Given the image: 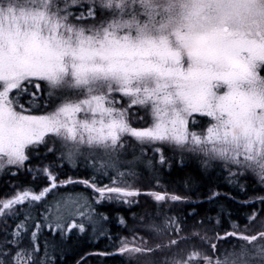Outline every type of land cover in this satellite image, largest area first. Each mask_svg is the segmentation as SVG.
Returning a JSON list of instances; mask_svg holds the SVG:
<instances>
[{
  "label": "snow or ice",
  "instance_id": "6c2138e0",
  "mask_svg": "<svg viewBox=\"0 0 264 264\" xmlns=\"http://www.w3.org/2000/svg\"><path fill=\"white\" fill-rule=\"evenodd\" d=\"M186 155L264 191V0H0V172L31 177L0 197V264H61L89 231L128 264H264V228L221 234L167 191L110 234L101 209Z\"/></svg>",
  "mask_w": 264,
  "mask_h": 264
},
{
  "label": "trees",
  "instance_id": "16d2710c",
  "mask_svg": "<svg viewBox=\"0 0 264 264\" xmlns=\"http://www.w3.org/2000/svg\"><path fill=\"white\" fill-rule=\"evenodd\" d=\"M33 114H42L34 112ZM75 170L66 171L68 175H73ZM235 171V169H233ZM84 168L79 167L76 172V177L83 176ZM157 180L159 185H157ZM145 181V182H142ZM141 186L147 188L146 191H141L139 197L134 198L138 201V205H134L132 210H128L127 205H111L103 208L106 214H110L112 221L107 224L112 236L119 235V225L117 222L118 216H125L128 219V225L133 227L132 217L134 213L151 212L153 208V200L147 193L152 191H167L169 194L185 195L188 200L182 203L169 202L165 205L166 208H172L174 213L184 215L185 213H198L197 219L211 218L215 223L220 220L218 228L222 227L223 231H233V225L237 226V230H248L249 233L256 232L264 228V215L258 216L255 221L249 220L248 217L253 213H259L264 205H261L256 197L264 196V191H261V185L255 177L247 175L239 181L243 188L235 183H231L228 179L227 172L217 166V163L205 170L199 160L185 156L183 161L179 156L176 157L175 163L168 167H164L163 171L156 173H142ZM25 183L24 176L20 173L17 176H12L7 171L0 173V197L4 193L11 192L12 186ZM81 191V188H77ZM214 193L218 195L213 196ZM210 197H212L210 199ZM253 201H255L254 207ZM108 212V213H107ZM87 232L80 235L78 238H71L65 245V254L61 264H76L77 260H81L85 255L96 252L111 251V241L103 236L98 238V242L93 244L92 236ZM76 236V235H75ZM80 240V241H79ZM232 245H223L221 256L231 251ZM115 255L106 257L93 255L85 259L91 264H123L126 260Z\"/></svg>",
  "mask_w": 264,
  "mask_h": 264
},
{
  "label": "rangeland",
  "instance_id": "374dc122",
  "mask_svg": "<svg viewBox=\"0 0 264 264\" xmlns=\"http://www.w3.org/2000/svg\"><path fill=\"white\" fill-rule=\"evenodd\" d=\"M191 158H193V157H191ZM35 162V161H34ZM82 166V165H81ZM69 170H74V169H72V168H66L65 169V171H69ZM1 173V172H0ZM144 173H148V174H150L151 172H144ZM21 174L24 176V180H25V183L26 182H28V181H31V177L26 173V172H21ZM141 175H142V173H141ZM141 175L140 176H138V177H136L135 179H134V181H130V182H134L135 183V186L137 187V185H139V182H138V180L137 179H140L141 180ZM142 182H145V181H142ZM138 188V187H137ZM142 189V188H141ZM162 191V190H161ZM142 193V192H141ZM115 205H117V204H115ZM102 210V209H101ZM102 211H104V210H102ZM105 212V211H104ZM108 213V212H107ZM131 229H132V227L130 226V225H128V229L126 230V229H124V227L123 226H121V228H119V235L120 236H122V237H127L129 240H132L133 239V233L131 232ZM86 234V233H85ZM80 235H84V234H77L76 236H74L73 238H78L79 239V237H81ZM89 236H92V234H91V232L89 231V234H88ZM99 238V237H98ZM98 238H92V242H93V244H96L99 240H98ZM80 241V240H79ZM110 252H113V253H115L116 252V249L115 248H113ZM93 255H98V254H95V253H91V254H87V255H85L84 257H83V259L84 258H86V259H88V258H90V257H92ZM116 255H118L117 257H120L121 259H125L126 260V262L124 261L123 262V264H128V259H127V257L126 256H120L119 254H116ZM224 256V255H223ZM106 257H108V256H106ZM85 259V262H84V264H91V263H89L87 260ZM77 261H79V260H77ZM81 261V260H80ZM76 264H77V262H76ZM100 264H102V263H100ZM141 264H144V262H143V260H141Z\"/></svg>",
  "mask_w": 264,
  "mask_h": 264
},
{
  "label": "flooded vegetation",
  "instance_id": "af4514ba",
  "mask_svg": "<svg viewBox=\"0 0 264 264\" xmlns=\"http://www.w3.org/2000/svg\"><path fill=\"white\" fill-rule=\"evenodd\" d=\"M78 178V177H77ZM138 180V182H139V185H137V187L140 189V191H146V189L147 188H144V187H142L140 184H141V182H140V179H137ZM105 182H107V181H105ZM142 188V189H141ZM150 192V191H149ZM119 217V216H118ZM112 235V234H111ZM92 253H95V254H98V253H96V252H92ZM89 254H91V253H89ZM113 256H115V255H110V256H108V257H113Z\"/></svg>",
  "mask_w": 264,
  "mask_h": 264
}]
</instances>
